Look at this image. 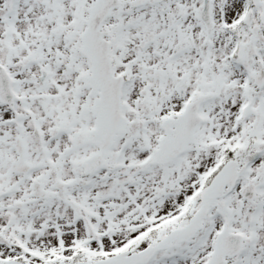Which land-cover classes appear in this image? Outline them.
I'll list each match as a JSON object with an SVG mask.
<instances>
[{"label":"snow or ice","instance_id":"obj_1","mask_svg":"<svg viewBox=\"0 0 264 264\" xmlns=\"http://www.w3.org/2000/svg\"><path fill=\"white\" fill-rule=\"evenodd\" d=\"M0 264H264V0H0Z\"/></svg>","mask_w":264,"mask_h":264}]
</instances>
